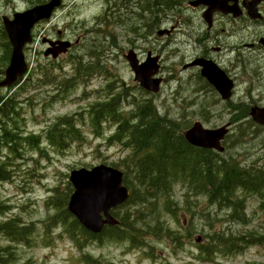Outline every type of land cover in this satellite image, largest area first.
I'll use <instances>...</instances> for the list:
<instances>
[{
  "label": "rangeland",
  "instance_id": "obj_1",
  "mask_svg": "<svg viewBox=\"0 0 264 264\" xmlns=\"http://www.w3.org/2000/svg\"><path fill=\"white\" fill-rule=\"evenodd\" d=\"M46 1L0 0V69L1 60L8 65L11 54L2 16L11 18L14 11ZM111 1L116 13L108 17V0H62L50 19L32 29V41L23 49L28 66L23 81L0 90V94L8 96L17 94L15 112L2 124L3 128L13 130V134L9 145L0 143V163L9 165L11 171V179L0 184V222L16 217L23 224L32 223L36 229L35 238L27 245L0 236V243L14 249L10 264H22L26 260L34 264H84L82 253L98 259L97 264H264V211L258 207V195L244 193L242 189L232 199L245 201L246 218L239 221L227 214L226 207L209 204L203 193L174 182L170 192L174 197L172 206L175 205L172 212L169 203L163 200L166 197L140 208L143 212L154 205L155 215L161 217L158 235L148 234L145 239L141 236L140 245H131L128 240L87 242L80 238L83 247L79 248L59 218L54 217L51 189L57 187L63 195L71 170L102 164L122 171L121 160L130 152L129 148L113 140L114 126L108 121L93 129L87 115L89 106L106 99L115 86L125 89L122 104L126 109L131 106L129 103L147 96L168 120L187 124L199 121L207 128L230 122L221 158L232 157L241 167L264 173V127L254 123L248 114L235 115L238 112H232L229 106L231 103L242 111L253 105L264 107V46L253 50L245 46L264 35V25L251 29L255 33L253 37L243 38L234 37L230 26L225 25L226 36L221 45L227 50L217 55L236 79V86L231 99L224 102L214 91L206 90L200 68L182 67L184 62L203 58L198 43L204 31L200 9L192 10L187 0H169L175 5L158 6L151 13L143 9L158 0H140L139 30L138 0ZM151 23L153 26L148 28ZM170 26H174L170 36L156 37L158 29H171ZM59 31L64 32L66 39L79 41L66 54L52 60L44 56L48 44L42 39L54 40ZM198 33L200 38H191ZM129 49H134L140 60L147 51L152 52L151 56H159L157 76L162 78V83L157 93L144 95L133 80L124 58ZM79 58L83 62L77 64ZM79 68V71L89 70L90 75L78 77ZM65 80L70 84L66 90L62 87ZM111 83L114 84L108 86ZM65 115H74L84 140L69 141L63 149H57L45 140L44 130ZM16 134L22 139H17ZM38 134H41L40 149L33 147L36 142L32 140ZM170 234L178 241L166 237ZM243 235L245 239L239 240ZM219 239L231 241L232 251L222 252L217 245ZM203 250L209 254L202 253Z\"/></svg>",
  "mask_w": 264,
  "mask_h": 264
},
{
  "label": "trees",
  "instance_id": "obj_2",
  "mask_svg": "<svg viewBox=\"0 0 264 264\" xmlns=\"http://www.w3.org/2000/svg\"><path fill=\"white\" fill-rule=\"evenodd\" d=\"M152 5H154L153 11H151ZM158 6L170 8L172 1L158 0L155 4L149 3V6H145L143 10L152 13L159 9ZM153 24L147 27L151 28ZM80 61L79 58L77 64H80ZM3 65L6 64L1 60L0 73H3ZM22 87L23 84L20 85V88ZM62 87L64 90L68 89L69 81L65 80ZM16 95L15 93L4 98V95L0 94V143L6 142L8 145L12 142L10 134L13 133L6 127L3 128L2 124L6 123V118H11V113L15 112ZM125 97L123 87L118 90L114 88L106 99L91 104L87 109L88 120L93 129L99 128L102 122L112 121L116 124L113 130V140L120 142L126 148H131L129 154L121 160L124 171L123 183L131 189V192L123 204L111 211L118 222L115 225H104L99 233H91L67 209V201L72 191L70 183H66V191L63 195L58 193L57 187L51 189L52 208L59 211V215L56 210L54 211V217L59 218L67 230V235L76 246L83 247L80 244V238L86 239L87 242L103 239L128 240L131 245H140L141 236L145 239L148 234L159 233L158 225L161 217L157 218L155 215L154 205L148 206L143 212L140 208L166 197L163 200L169 203V212H172L175 205L172 206L174 197L170 192L174 182L181 183L195 193H203L209 204L226 207L227 214L239 221L246 218V207L244 199L232 200L238 189H242L244 193L257 194L259 205L264 209V173L262 170L241 167L232 157L223 159L217 152L187 144L182 136L183 127L175 121L168 120L166 116H159L149 99L138 100L132 103V109L125 111L121 102ZM229 106L232 112L238 110V107L231 103ZM240 115L247 116V112L244 111ZM40 137L41 134H38L32 138L36 142L33 145L36 149H40ZM44 137L50 146L57 149H63L69 141L77 143L84 140L81 130L76 126L74 115L58 117L44 130ZM16 138L22 139V136L16 134ZM26 138L31 139V137ZM10 179L9 165H2L1 162L0 184ZM122 209L124 210L121 211ZM35 231L32 223L23 224L16 217L0 222V236L15 244H29L35 238ZM166 237L178 241L171 234ZM244 239L245 235L239 238L241 241ZM255 241L256 239H252V242ZM217 245L222 252L227 253L233 248L231 241L221 239ZM208 252L207 250L202 251L205 254H209ZM13 259V247L0 243V264H10ZM82 261L84 264L99 262L87 253H82ZM22 264L34 263L26 260Z\"/></svg>",
  "mask_w": 264,
  "mask_h": 264
},
{
  "label": "water",
  "instance_id": "obj_3",
  "mask_svg": "<svg viewBox=\"0 0 264 264\" xmlns=\"http://www.w3.org/2000/svg\"><path fill=\"white\" fill-rule=\"evenodd\" d=\"M261 0H251L248 5H244L248 15L254 17V6ZM61 3V0H47L45 3L35 5L24 11H17L11 18L2 17L3 26L8 40L12 47L9 64L5 69L4 77L0 80V87L11 86L21 78L27 71V64L23 55V47L31 42V30L35 24L50 18L54 9ZM207 4L208 9L204 12V18H210L215 11L227 13L220 0H192L189 5L197 7ZM234 16L240 14V10H232ZM170 29H159L156 35L161 37L169 34ZM46 41L45 38L42 40ZM49 47L44 51V55L56 58L59 54L67 51L71 45L69 41L58 39L48 40ZM264 43V41H263ZM137 80L145 89L157 92L159 90L160 78H153L157 73L159 65L158 57L147 55V59L139 63L136 54L130 50L125 55ZM191 65L201 66V75L216 88L223 99H228L233 87L232 81L225 72L210 60L202 58L195 59ZM252 119L264 125V107H252L250 110ZM226 129H204L199 122L184 132L187 142L202 148H214L222 151L220 140L224 138ZM69 182L74 189L69 197L67 208L77 218V220L90 232L99 233L105 224L115 225L118 221L110 213V209L122 204L128 197V189L122 184V172L107 165H97L90 169H73L69 173Z\"/></svg>",
  "mask_w": 264,
  "mask_h": 264
},
{
  "label": "flooded vegetation",
  "instance_id": "obj_4",
  "mask_svg": "<svg viewBox=\"0 0 264 264\" xmlns=\"http://www.w3.org/2000/svg\"><path fill=\"white\" fill-rule=\"evenodd\" d=\"M189 1H192V0H187V3ZM250 1L251 0H220V4H223L224 10L227 11V13L215 11L210 15L209 20L204 18L203 16L204 12H206L208 9L207 4H202L201 6L196 7V8L190 7L192 10L200 9L201 20H202L201 24L203 25V28H204L203 33L201 32L202 34L198 33L196 35H193L191 38L199 37L200 34L203 35V38H201L202 41H198V43L201 45L200 50H201L202 57L203 59L210 60L214 62L216 65H218L225 72L228 78L231 79L232 84H233L232 93L236 86V79L230 74V70L228 69V67L220 63V61L218 60L217 54H219L222 51L227 50L226 46L221 45L222 43L221 40L226 36L225 35V25L230 26L231 33L234 37H240V38H243L244 36L253 37L255 33L254 31H251V29L257 25H264V0L259 1L254 6V17L253 18H251L248 15L246 8L244 6V5H248ZM138 2H139V8L137 7L138 9V29L140 30V0H138ZM172 5H175V3L172 2ZM234 7L240 10V14L238 16L233 15L234 12L232 10L234 9ZM107 8H108V14H109L108 17L116 13V10L115 11L113 10L114 7H113V3L111 0H108ZM170 27L171 29H170V33L168 34V36H170L174 31V26H170ZM231 33H228L227 35H230ZM56 37L65 38L64 32L59 31ZM263 41H264V35L263 36L259 35L257 39L251 42L245 43V46L248 49H252V50L259 49L261 46H264ZM137 42L140 43V32L137 38ZM187 63L188 62H184L182 64L183 69H188L189 67H191V66L184 67V65ZM3 74H1L0 77H2ZM206 90H210L209 85H207ZM215 94L218 95L216 92ZM251 107L249 108V110H248V107L244 110L247 112L248 115L250 113ZM237 111L239 114H243L244 112L239 107Z\"/></svg>",
  "mask_w": 264,
  "mask_h": 264
},
{
  "label": "bare ground",
  "instance_id": "obj_5",
  "mask_svg": "<svg viewBox=\"0 0 264 264\" xmlns=\"http://www.w3.org/2000/svg\"><path fill=\"white\" fill-rule=\"evenodd\" d=\"M121 94V93H120ZM126 98V97H125ZM119 102H120V100H119ZM122 102V101H121ZM120 104V103H119ZM14 110V109H13ZM5 117V116H4ZM9 117V116H8ZM7 119V118H6ZM2 120V119H1ZM13 131V130H12ZM150 133V132H149ZM147 134V133H146Z\"/></svg>",
  "mask_w": 264,
  "mask_h": 264
}]
</instances>
